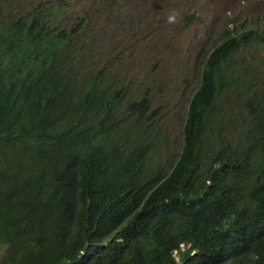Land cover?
I'll list each match as a JSON object with an SVG mask.
<instances>
[{
	"label": "trees",
	"instance_id": "16d2710c",
	"mask_svg": "<svg viewBox=\"0 0 264 264\" xmlns=\"http://www.w3.org/2000/svg\"><path fill=\"white\" fill-rule=\"evenodd\" d=\"M29 17L0 20V264H264V57L236 63L264 38L212 51L168 167L158 138L117 131L100 80L60 54L52 13ZM239 152L250 181L220 186Z\"/></svg>",
	"mask_w": 264,
	"mask_h": 264
},
{
	"label": "rangeland",
	"instance_id": "374dc122",
	"mask_svg": "<svg viewBox=\"0 0 264 264\" xmlns=\"http://www.w3.org/2000/svg\"><path fill=\"white\" fill-rule=\"evenodd\" d=\"M10 1H15L18 7L37 3H51L56 7L58 4L60 11L55 17L56 24L71 29L80 18H84L88 24L87 37H98L105 43L114 42L124 34L121 11L125 0H100L86 12L84 8L90 0ZM155 1L143 0L138 19ZM249 25L264 29V0H160L149 25L134 31L135 44L143 47L147 59L161 54L157 57L160 67L155 71L144 68L134 55L123 57L121 62L128 67L133 79L132 91L139 87L145 95L149 90L147 103L150 113L157 109V114L152 115L150 130L158 134L164 158L174 159L180 152L188 104L199 86L207 55L226 31ZM119 51L118 47L112 52L104 47L78 58L77 64L90 73L99 70L109 73L113 66L112 56ZM262 53L261 47L254 46L244 57L259 60ZM110 78L109 73L108 83ZM2 250L0 247V252Z\"/></svg>",
	"mask_w": 264,
	"mask_h": 264
},
{
	"label": "clouds",
	"instance_id": "9594fccd",
	"mask_svg": "<svg viewBox=\"0 0 264 264\" xmlns=\"http://www.w3.org/2000/svg\"><path fill=\"white\" fill-rule=\"evenodd\" d=\"M99 1L100 0L88 1L87 5L84 8V12H86L89 7L93 6ZM159 2L160 0H156L153 5H150L146 9L141 19H138V16L142 9L143 0H125L121 11L123 16L124 34L118 37V39H116L114 42L108 41L107 43H105L106 41L98 37H87L86 31L88 24L84 18H80L79 21L76 22L71 29H67L62 25L56 24L55 17L60 11V7H58V4L56 5V7H54L51 3H37L36 5L18 7L15 1L12 2L10 0H0V20L13 21L11 23H15L23 19L26 22H31L32 17H29V15H31L32 13H46L47 11H50L52 13V17L50 19L52 28L55 32H62L64 35V41L61 44L59 50L60 54L63 57H73L74 67L81 74L86 76V78H96V80H100L101 84L106 89L107 99L115 109L117 131L126 136H132L136 132H144V137L158 138V134H154L150 130L151 123L154 119L152 118V115L157 114V109H155L152 114L150 113V108L148 107L147 103V95L149 94V90L146 91L145 95H142L139 87L132 91L131 88L133 86V79L128 73V67L122 64L121 59L123 57L126 58L128 56L134 55V59L144 68L152 71L159 69L160 60L159 58L157 59V57H161V54H158L156 58L147 59L143 51V47L136 46L134 34V31L136 29L149 25L154 16L155 8L159 4ZM135 4L137 5V7H135ZM4 9H7V13H4ZM248 32H255L260 37L264 38V29L256 28L254 25H249L238 30H230L229 32L226 31L221 36V41L218 44L214 45L209 54L207 55L203 67L206 65L212 51L218 45L222 44L229 37L237 36L239 34H245ZM254 46L261 47L263 49L261 58L259 60H255L254 58H245L244 55L247 50ZM104 47L109 48L110 52H112L115 47H118L120 49L119 53L116 56H112L113 66L109 70V73L111 75L109 83L107 81L109 73L102 72L101 70H99L97 73H90L88 69H84L82 65L77 64L78 58L82 57L83 55H88V53L92 51L97 52L98 50ZM263 57L264 42H251L250 44L241 46L239 48L236 56V63L243 65H257L261 62ZM88 58H92V56H88ZM252 70L258 78L264 81V76L262 73L259 72L257 66H253ZM200 86L201 79L199 86L193 93L190 101L193 99ZM125 101H128V103L124 104ZM145 104H147L148 109L142 106ZM189 104L187 108V113L189 109ZM163 162L168 167L173 163L171 159H166L164 157ZM250 170V158L243 153H235L234 155L229 157V163L227 165V168L218 180V184L222 187L236 184H245L250 181ZM182 247H184L183 250ZM180 248L181 251H184L185 249H190V256L194 255L195 253V251L191 249L190 244H181ZM175 253H178L176 251L173 253V255L178 260L179 257H177Z\"/></svg>",
	"mask_w": 264,
	"mask_h": 264
},
{
	"label": "bare ground",
	"instance_id": "6f19581e",
	"mask_svg": "<svg viewBox=\"0 0 264 264\" xmlns=\"http://www.w3.org/2000/svg\"><path fill=\"white\" fill-rule=\"evenodd\" d=\"M135 7H137L136 4H135ZM243 247H244L243 245H240V246H239V244H236L234 247H232V248L230 249V252H231L233 249H235V248H238L239 250H242ZM247 254H248V253H246V254H244V255H242V256L236 257L235 260H239V259L243 258L244 256H246Z\"/></svg>",
	"mask_w": 264,
	"mask_h": 264
}]
</instances>
